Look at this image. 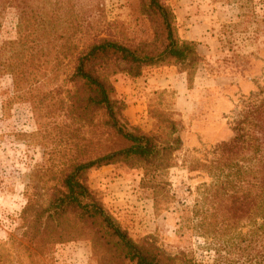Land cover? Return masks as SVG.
<instances>
[{
  "label": "rangeland",
  "instance_id": "374dc122",
  "mask_svg": "<svg viewBox=\"0 0 264 264\" xmlns=\"http://www.w3.org/2000/svg\"><path fill=\"white\" fill-rule=\"evenodd\" d=\"M165 1L178 37L196 42L199 60L190 79L170 64L146 67L134 79L117 72L110 82L131 124L150 131L156 112L175 120L179 147L166 169L144 175L138 168L103 166L89 172L87 183L133 238L146 237L164 253L186 255L196 264H215L217 242L227 235L202 225L214 180L207 165L214 145L233 135L246 101L264 97V0ZM68 5L82 21L72 35L77 45L94 34L131 43L150 32L135 0ZM14 29L13 10L6 9L0 42L12 39ZM73 56L0 54V264L94 263L85 239L38 254L20 236L34 211L47 205L50 189L67 169L66 157L103 150L94 125L67 113L63 78Z\"/></svg>",
  "mask_w": 264,
  "mask_h": 264
},
{
  "label": "trees",
  "instance_id": "16d2710c",
  "mask_svg": "<svg viewBox=\"0 0 264 264\" xmlns=\"http://www.w3.org/2000/svg\"><path fill=\"white\" fill-rule=\"evenodd\" d=\"M135 1L149 26L147 37L124 43L94 34L77 45L72 35L82 21L70 0H0V14L11 9L15 15L14 37L0 42V54H74L63 78L67 113L93 124L103 137V150L93 156L66 157L67 169L50 189L47 205L34 211L20 234L29 251L43 254L56 243L85 239L92 264H196L186 255L164 253L146 237L133 238L87 183L89 172L103 166L138 168L144 175L166 169L180 144L176 121L160 112L153 114L150 131L128 122L126 103L110 82L117 72L134 79L146 67L170 64L189 80L199 60L196 42L178 37L165 0ZM243 106L233 135L214 145L207 165L214 180L202 225L227 235L217 242L215 264H264V97Z\"/></svg>",
  "mask_w": 264,
  "mask_h": 264
}]
</instances>
